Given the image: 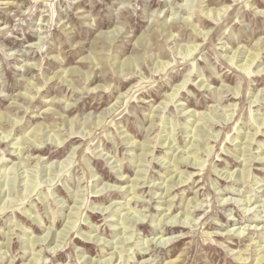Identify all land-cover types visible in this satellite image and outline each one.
I'll list each match as a JSON object with an SVG mask.
<instances>
[{
  "label": "rangeland",
  "instance_id": "1",
  "mask_svg": "<svg viewBox=\"0 0 264 264\" xmlns=\"http://www.w3.org/2000/svg\"><path fill=\"white\" fill-rule=\"evenodd\" d=\"M263 156L264 0H0V264H253Z\"/></svg>",
  "mask_w": 264,
  "mask_h": 264
},
{
  "label": "bare ground",
  "instance_id": "2",
  "mask_svg": "<svg viewBox=\"0 0 264 264\" xmlns=\"http://www.w3.org/2000/svg\"><path fill=\"white\" fill-rule=\"evenodd\" d=\"M260 50V48H258V51ZM257 55H258V53H253V52H249V54L246 56V58H243V60H244V62L248 65V63H250V65L252 64V62H253V60H255L256 59V57H257ZM241 60V59H240ZM245 63H243V65L245 64ZM245 64V66H247ZM242 65V66H243ZM128 66V65H127ZM249 66V65H248ZM250 67V66H249ZM248 67V68H249ZM243 68H244V66H243ZM185 84L186 83H182V84H180L179 86H178V88L177 89H175L174 91H173V93H171V94H169L167 97H168V99H171V97L173 96V95H175L176 94V92L177 91H179V90H181L183 87H185ZM140 86V85H139ZM140 89H142V88H137L136 90H134L133 91V93L131 94V96H133V94L136 92V91H138V90H140ZM131 91V90H130ZM166 97V98H167ZM174 97V96H173ZM172 100V99H171ZM37 135V134H36ZM195 154V153H194ZM195 156V155H194ZM194 156H192V158L194 157ZM187 159H189V158H182V157H180V160H178V161H180L179 163H183L184 165H186V163H188L187 162ZM263 160H264V156L263 157H261L260 159H259V161L261 162V163H263ZM196 162V161H195ZM194 162V163H195ZM191 162H189L188 164H190ZM244 174V172L242 171V173H241V175H243ZM171 179H172V177H171ZM185 180H184V178L182 177V176H180L179 175V178L178 179H176V178H174L173 180H172V185L174 184V185H177V184H181V183H183ZM172 185H169V186H172ZM169 190V188L167 189V191ZM94 197H97V196H94ZM196 205H198V204H196ZM195 207H197V206H195ZM201 207V206H200ZM199 207V208H200ZM195 211H197V210H195ZM188 215V214H187ZM175 216V218H176V215H174ZM174 216H172L171 217V219H175L174 218ZM185 218H187V216L185 217ZM173 221H175V220H171V221H168V222H166V223H173ZM178 221H179V219H178ZM73 223V222H72ZM71 223V224H72ZM117 223H119V224H124V221L123 220H121V222L120 221H118ZM182 224H184V221L183 222H181ZM162 224H163V222H162ZM170 225V224H169ZM179 228H183V226H178ZM123 228H124V230H126V227L125 226H123ZM125 232V231H124ZM165 232H166V230H165ZM238 235H240L241 233H242V231H238V232H236ZM234 234V233H233ZM53 237V236H52ZM51 237V238H52ZM162 237V235H160V237H158V239H160ZM84 238L85 239H90V236H84ZM91 239H93V238H91ZM95 239V238H94ZM97 239V238H96ZM34 241H36L35 239H34ZM157 242V241H156ZM165 242V241H164ZM31 243V245H33V241L32 242H30ZM29 243V244H30ZM35 243V242H34ZM255 251V250H254ZM264 251V250H263ZM149 255V254H148ZM258 255V254H257ZM247 257H245V258H243L242 256H237V259L238 260H245ZM176 259V258H175ZM263 260V262L262 263H264V254H262V255H259V256H256V257H254L253 259H252V263L253 264H258L259 262H261ZM111 261V257H108V258H105V259H103L102 261H100V262H96V263H94V264H108L109 262ZM170 261H173V260H170ZM146 264H149V262H146Z\"/></svg>",
  "mask_w": 264,
  "mask_h": 264
}]
</instances>
